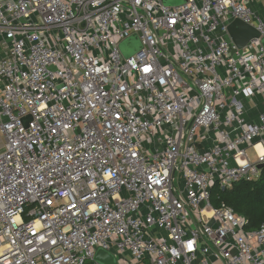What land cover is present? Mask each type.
Wrapping results in <instances>:
<instances>
[{
	"label": "built area",
	"instance_id": "2783aa9c",
	"mask_svg": "<svg viewBox=\"0 0 264 264\" xmlns=\"http://www.w3.org/2000/svg\"><path fill=\"white\" fill-rule=\"evenodd\" d=\"M263 38L264 0H0V264H264L210 204L264 164Z\"/></svg>",
	"mask_w": 264,
	"mask_h": 264
},
{
	"label": "trees",
	"instance_id": "16d2710c",
	"mask_svg": "<svg viewBox=\"0 0 264 264\" xmlns=\"http://www.w3.org/2000/svg\"><path fill=\"white\" fill-rule=\"evenodd\" d=\"M221 203L230 206L237 215L243 217L249 230L256 229L264 223V167L255 180L236 181L225 189L215 184L211 188L210 204L217 207Z\"/></svg>",
	"mask_w": 264,
	"mask_h": 264
},
{
	"label": "water",
	"instance_id": "95a60500",
	"mask_svg": "<svg viewBox=\"0 0 264 264\" xmlns=\"http://www.w3.org/2000/svg\"><path fill=\"white\" fill-rule=\"evenodd\" d=\"M167 5H174L169 3L171 0H162ZM184 1V0H183ZM182 1V2H183ZM228 32L232 39V41L236 44L238 47H242L246 44L248 40L254 37H258L259 33L249 24L245 23L242 20L234 19L231 21V23L228 25ZM129 42H133L135 47L134 50H137L139 48V44L137 42V39L135 36H132L128 40L124 41L121 44V49L125 51V53H131L127 52L125 49L126 44ZM262 43L264 45V38L262 39ZM264 167V164H258L257 168L262 169ZM93 261L99 263V264H116V259L114 256L109 253L108 251L97 249L94 256Z\"/></svg>",
	"mask_w": 264,
	"mask_h": 264
},
{
	"label": "rangeland",
	"instance_id": "374dc122",
	"mask_svg": "<svg viewBox=\"0 0 264 264\" xmlns=\"http://www.w3.org/2000/svg\"><path fill=\"white\" fill-rule=\"evenodd\" d=\"M183 0H171L169 3L171 4H179L181 3ZM248 155L251 159H254V153L252 150L248 149Z\"/></svg>",
	"mask_w": 264,
	"mask_h": 264
}]
</instances>
